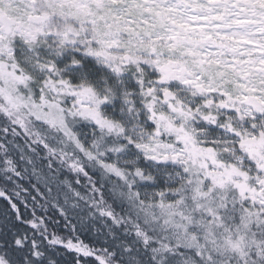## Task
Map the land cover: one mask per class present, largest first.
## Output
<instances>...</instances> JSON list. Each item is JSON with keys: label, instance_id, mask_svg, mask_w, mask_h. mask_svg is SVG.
<instances>
[{"label": "snow or ice", "instance_id": "snow-or-ice-1", "mask_svg": "<svg viewBox=\"0 0 264 264\" xmlns=\"http://www.w3.org/2000/svg\"><path fill=\"white\" fill-rule=\"evenodd\" d=\"M0 264H264V0H0Z\"/></svg>", "mask_w": 264, "mask_h": 264}]
</instances>
